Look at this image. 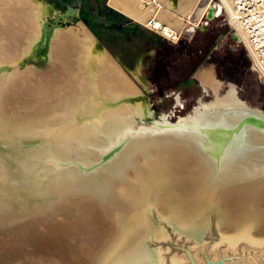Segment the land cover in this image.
<instances>
[{
  "label": "bare ground",
  "instance_id": "bare-ground-1",
  "mask_svg": "<svg viewBox=\"0 0 264 264\" xmlns=\"http://www.w3.org/2000/svg\"><path fill=\"white\" fill-rule=\"evenodd\" d=\"M199 1L109 4L134 23L153 24L157 30L164 25L170 37L180 31L193 35L203 18L221 15L226 5L228 14L233 8L232 0ZM72 12L51 0H0V264L23 244L21 238L37 248L42 245L37 232L53 231L11 227L67 217L57 212L66 206L78 212L89 206L92 228L104 217L101 226H110L106 236L116 226L114 216L122 217L119 238L97 264H166L149 245L165 235L155 213L196 241L214 216L222 233L214 249L225 245L232 251L241 243L262 247L264 111H251L230 97L216 101L206 124L187 128L177 122L166 130L153 124L136 130L135 117L153 115L149 97L92 31L78 22L48 34L47 21H67L76 17ZM185 18L195 23L187 26ZM232 36L245 41L239 29ZM46 55L61 71L39 73L36 63ZM140 67L132 73L147 88ZM199 79L215 90L214 70H204ZM177 164L196 184L173 193L169 180ZM243 196L249 198L242 209L236 198ZM174 259L169 264H182Z\"/></svg>",
  "mask_w": 264,
  "mask_h": 264
},
{
  "label": "rangeland",
  "instance_id": "rangeland-1",
  "mask_svg": "<svg viewBox=\"0 0 264 264\" xmlns=\"http://www.w3.org/2000/svg\"><path fill=\"white\" fill-rule=\"evenodd\" d=\"M59 1L62 3L55 1V4L63 8V11L72 12L69 7L65 8V4L76 7V3L73 2L72 5L70 0ZM173 1L176 4L178 0ZM214 1L220 3V0H213L212 3ZM221 2L226 4L225 0H221ZM201 4L203 2L200 0L199 5ZM227 7L226 5L225 8L227 9ZM77 9L76 17L69 19L71 21L60 20L58 22L52 18L47 21L48 25H51H46V28L49 27L48 34L50 35L55 28L64 29V27L72 26L78 22H83L92 31L149 97L153 115L146 118L135 117L134 127L136 130L143 125L152 127L153 122L158 124L157 126L161 130L169 129L161 126L177 122L187 125V128H190L194 122L199 125L206 124L209 122L207 106L211 107L209 111L212 113L213 105L217 104L216 101L227 100L230 97H233L235 101L241 99L251 111L260 109L264 111L263 79L253 71L244 46L235 41L232 36L234 31L229 24L225 23L227 18L225 11L219 16L212 14L211 17H205L207 21L198 27L193 35H181L183 31H180L176 32L177 36L168 37L164 33V25L158 30L154 28L153 24L149 26L137 23L135 26L127 24L111 29L90 25L80 12L79 6ZM185 19L187 26L195 23L193 18ZM201 21L203 22L204 18ZM200 23L197 25L199 26ZM44 48L49 50V41L46 42ZM47 58V55L41 57L40 61L36 63L40 74H49L54 69L61 71L54 61ZM138 64L141 66L139 76L147 84V88L132 73ZM204 70H214L217 79L215 90L203 85L207 89V96L203 92L204 88L198 82L201 81L199 75ZM218 80L224 82V85H221ZM228 81H234L237 85H228ZM200 99H203L202 106H199ZM177 128L180 129V126L174 127V129ZM155 140H160V137L158 136ZM152 148L156 152L160 153L161 151L157 145H153ZM175 166L169 183L175 190L173 193L185 192L194 183L191 179L192 176H189L185 169H181V166L178 167L179 164ZM195 184L193 185L195 186ZM248 198L249 196L236 198L242 205V209L248 205ZM76 210L73 206H66L57 212H64L67 217L62 218L57 215L56 218H40V223L36 222L37 224L32 223L34 222L32 220L28 225L23 222L11 227L12 229L25 227V230L29 225L35 226L36 229L40 227V230H48L50 227L49 229L54 232L52 230V233L37 232L36 235L40 236L37 239L42 243L37 248L32 245L30 240L27 241V238L25 239L21 235L23 237L21 244H23L19 246L20 248L18 247L5 255L4 264H18L19 260L23 261V264H39L38 261L41 262V260L43 264H97L98 256L119 238L123 224L122 217L114 216L116 226L106 236V233H109L108 229L106 231V227L110 226L108 224L106 227L101 226L107 222L106 219L103 221L104 217L101 222L98 221L100 224L96 223L98 228H92L91 222L93 221L87 218L91 213L90 207L82 205L79 212ZM18 214L22 215L23 213L19 211ZM125 217L123 216V218ZM153 218L165 229V235L162 238L151 239L149 245L152 249L162 253L166 264L175 260L174 258L179 262L182 261V264H264V245L255 249L241 243L232 251L225 245L214 249L222 235L214 216L211 217L210 226L199 241L185 232H177L165 218L156 213ZM94 230L96 231L94 232ZM18 257L20 258L18 259Z\"/></svg>",
  "mask_w": 264,
  "mask_h": 264
},
{
  "label": "built area",
  "instance_id": "built-area-1",
  "mask_svg": "<svg viewBox=\"0 0 264 264\" xmlns=\"http://www.w3.org/2000/svg\"><path fill=\"white\" fill-rule=\"evenodd\" d=\"M232 4L230 14L224 9L225 23L232 31H242L248 45L243 40L239 44L244 46L253 71L264 83V0H232Z\"/></svg>",
  "mask_w": 264,
  "mask_h": 264
},
{
  "label": "flooded vegetation",
  "instance_id": "flooded-vegetation-1",
  "mask_svg": "<svg viewBox=\"0 0 264 264\" xmlns=\"http://www.w3.org/2000/svg\"><path fill=\"white\" fill-rule=\"evenodd\" d=\"M54 4L55 1L60 2L59 0H51ZM70 4H72L73 2L76 3V7H73L71 5H67L65 4V8L69 7L70 9H72L74 12H78L77 7L79 6L80 12H82L83 17L85 18V20L90 24V25H98V26H102L106 29H111L113 27L115 28H120L116 25L113 26H106V18L108 17V13L109 12H114L117 13L118 10L114 9L113 7L110 6L109 4V0H70ZM62 3V2H60ZM64 4V3H63ZM73 5V4H72ZM63 9V8H61ZM131 19V18H130ZM132 20V19H131ZM205 21V20H204ZM197 27H200L197 26ZM216 79V77H215ZM217 80V79H216ZM219 81V80H218ZM200 86L204 88V84L201 81H198ZM221 85H224V82L219 81ZM233 84V85H237L234 81H228V85ZM206 90L207 89H203V92L206 94ZM207 96V94H206ZM203 99H200L199 101V106L203 105L202 102ZM238 101L243 102L241 99H239ZM207 110L209 113V115H211V112L209 111L211 107L207 106ZM196 123V122H194ZM153 124H156L155 122H153ZM173 124V123H172ZM163 127H172L171 124H166ZM175 127V126H174Z\"/></svg>",
  "mask_w": 264,
  "mask_h": 264
},
{
  "label": "water",
  "instance_id": "water-1",
  "mask_svg": "<svg viewBox=\"0 0 264 264\" xmlns=\"http://www.w3.org/2000/svg\"><path fill=\"white\" fill-rule=\"evenodd\" d=\"M210 17L212 14L209 15ZM108 17L106 18V26H113L116 25L118 27L125 26L129 24L130 26H135L136 23H134L127 15L121 13L120 11H117V13L109 12Z\"/></svg>",
  "mask_w": 264,
  "mask_h": 264
},
{
  "label": "crops",
  "instance_id": "crops-1",
  "mask_svg": "<svg viewBox=\"0 0 264 264\" xmlns=\"http://www.w3.org/2000/svg\"><path fill=\"white\" fill-rule=\"evenodd\" d=\"M112 7V6H111ZM115 9V8H114Z\"/></svg>",
  "mask_w": 264,
  "mask_h": 264
}]
</instances>
